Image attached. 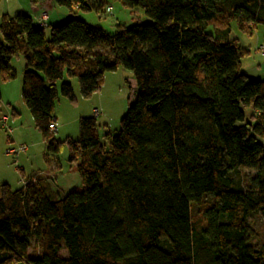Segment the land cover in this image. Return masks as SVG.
Wrapping results in <instances>:
<instances>
[{
	"label": "trees",
	"instance_id": "16d2710c",
	"mask_svg": "<svg viewBox=\"0 0 264 264\" xmlns=\"http://www.w3.org/2000/svg\"><path fill=\"white\" fill-rule=\"evenodd\" d=\"M52 1L65 23L0 19V86L22 59V99L47 153L68 145L84 189L61 197L43 175L2 185L0 264H264V81L242 71L249 51L218 39L233 24L249 36L264 26V0H119L151 22L114 35L79 17L103 0ZM120 68L137 97L118 134L83 117L77 141H56L60 95L76 103L66 79L88 100Z\"/></svg>",
	"mask_w": 264,
	"mask_h": 264
},
{
	"label": "rangeland",
	"instance_id": "374dc122",
	"mask_svg": "<svg viewBox=\"0 0 264 264\" xmlns=\"http://www.w3.org/2000/svg\"><path fill=\"white\" fill-rule=\"evenodd\" d=\"M30 4V0H27ZM104 9L103 12L97 13H79V17L83 18L85 21L90 24L102 28L107 33L114 35L121 31L131 28L137 24H148L151 20L145 15L142 9H128L125 8L119 0H103ZM28 4V6H30ZM63 10L66 14L67 9H58ZM70 16H68L62 23H65ZM60 25V24H59ZM208 33L214 35L216 38L219 36V32L213 28H208L206 30ZM222 34V33H221ZM48 37H50L48 31ZM222 43H231L235 42L239 45L240 48L249 51V56L242 61V71L244 73H249L251 75H262L264 76V26L258 25L254 30L251 36L241 32L236 24L232 26L231 34L226 38H218ZM18 59L14 60L17 62ZM21 65H23V60L19 59ZM17 66V65H16ZM67 82L75 85L76 91V103H71L62 95H60L56 107L55 115L59 119L58 130L54 133V136H57L61 131L66 134L62 136V140L59 142L67 141V138L70 137L72 141H77L79 138V121H73L76 115H84L82 117H91L95 116V111L99 112L97 116V121L101 126V134L111 133L118 134L121 129V120L126 115L130 105L134 104L137 97L136 90V81L132 72L120 68L117 72L108 73L105 77L104 86L98 94L94 95L91 99H83L80 95V90L77 80L66 79ZM29 114V113H28ZM252 111H247L246 116L250 118ZM31 116V115H29ZM66 121L67 124L64 128L61 129V123ZM16 150V149H10ZM41 154L39 165L38 162L31 164L28 160H24L23 164H20L19 167L23 166L25 175H32V173H46L49 169V163L47 162L46 154H44V145H41ZM9 151V150H8ZM18 151V150H16ZM23 150L22 152H25ZM10 153V155H18ZM9 154V153H8ZM47 155H49L47 153ZM23 157V156H22ZM55 158V159H52ZM49 159H52L50 163H56L58 165L59 172L52 178L55 182V187L58 191L59 196H65L73 191H82L84 185L81 181L79 173L76 170L75 165H71L68 161L69 159V147L64 144L62 151L58 155L50 156ZM21 160V159H20ZM22 162V161H21ZM249 175L253 176L254 173L250 171H243L240 176ZM17 176L20 180L21 172L17 173ZM239 176V177H240ZM238 180V177H236ZM16 182L15 187L21 186L22 183ZM14 187V188H15ZM254 226L259 230L262 229V223L258 218L253 219ZM67 251L63 250L61 255L67 257Z\"/></svg>",
	"mask_w": 264,
	"mask_h": 264
},
{
	"label": "crops",
	"instance_id": "0c3cea01",
	"mask_svg": "<svg viewBox=\"0 0 264 264\" xmlns=\"http://www.w3.org/2000/svg\"><path fill=\"white\" fill-rule=\"evenodd\" d=\"M28 4L29 2L27 0H1L0 19L3 16L14 18L21 14H27L33 18L36 24L39 25L42 22L44 15H46L47 19L43 25L48 27L50 25L60 24V22L69 16V14H66L63 10H58L60 8H57L52 0L41 3L36 7H33L31 3L29 4L30 6H28ZM12 66L17 72V79L6 84H1L0 86V187L2 185H8L11 189L18 190L25 185L27 179L33 178L37 175H43L45 178H54L59 172V169L55 162L50 163V161L55 158L49 159V157L54 155H47L46 142L42 134L35 127L33 119L29 116L30 113L23 102L22 75L24 64L21 65V62L18 60L17 62L13 61ZM245 74L258 81H264V76L262 75ZM72 86L76 98L75 85L72 84ZM80 116L84 115H76L73 121H79L81 118ZM56 120L59 124L58 117H56ZM66 124L67 122L63 121L61 123V129L64 128ZM58 133L57 136H54V139L56 141H61L62 136H65L66 134L61 131H58ZM67 139L72 140L70 137ZM41 145H44V154H46L45 156L49 163V169L46 173H32V175L30 174L26 176L23 169L24 167H19V165L23 164L25 159L29 161L31 166L33 162H38L39 165ZM20 146L26 147V151L14 156L8 154V150L16 149ZM18 172H21L20 180L17 176ZM17 180H19V183H22L19 187H15V184H17L16 182H18Z\"/></svg>",
	"mask_w": 264,
	"mask_h": 264
},
{
	"label": "built area",
	"instance_id": "2783aa9c",
	"mask_svg": "<svg viewBox=\"0 0 264 264\" xmlns=\"http://www.w3.org/2000/svg\"><path fill=\"white\" fill-rule=\"evenodd\" d=\"M46 19H47V17H46V15H44L43 20H42V22L40 24L42 25L46 21ZM94 115L96 117L99 116V112L98 111H95V114ZM50 130H51L52 133L57 132V130H58V124L55 123V124L51 125L50 126ZM16 150H18V151H16ZM16 150H9L8 153L9 154L10 153L17 154V152H22L23 150H26V147L20 146V147L16 148Z\"/></svg>",
	"mask_w": 264,
	"mask_h": 264
}]
</instances>
